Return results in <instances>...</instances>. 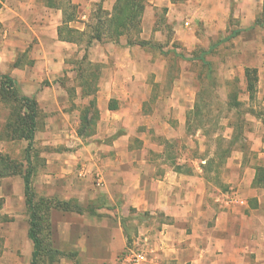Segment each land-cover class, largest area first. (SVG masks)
I'll use <instances>...</instances> for the list:
<instances>
[{
  "label": "rangeland",
  "instance_id": "obj_1",
  "mask_svg": "<svg viewBox=\"0 0 264 264\" xmlns=\"http://www.w3.org/2000/svg\"><path fill=\"white\" fill-rule=\"evenodd\" d=\"M47 2L35 0L36 14L57 18L54 12L49 14L43 9ZM55 2L67 13L74 11L69 26L78 30L93 23L98 8L104 18L112 12V8L103 6V0H85V6L72 0ZM237 3L241 0H225V5L220 2L219 16L210 17L207 0H145L139 29L123 34L117 43L103 35L101 42L88 46L84 42L51 39L48 23L43 28L41 43L21 24H40L39 19L31 18L34 13L19 7L22 19L14 15L11 19L12 13L8 14L6 6L12 4L0 0V76L12 78L17 92L34 97L38 106L31 149V188L42 241L36 264H86L75 245L80 215H84L81 211L92 205L85 204L84 198L82 203L79 201L83 196L81 190L84 191L80 184L87 178L80 174L83 166L75 162L68 186H53L46 182L48 175L53 174L48 171L47 159L57 160L63 152L74 155L86 143L87 138L77 134L80 112L96 97L94 90L109 72L127 87L136 85L133 91L118 92V97L111 99L113 104L125 102V109L136 111L132 122L133 118L143 121V117L150 122H164L165 128L158 123L157 128L170 134L163 140L168 164L174 158L184 159L181 171L189 173L201 158L213 157L216 140L221 137L226 141L232 139L233 144L230 156L219 167L215 183L223 184L230 173L226 164H234L240 157L247 165L264 167V27L245 26L248 20L241 16L246 12L238 10ZM259 11H253L254 15ZM233 31L238 33L229 37ZM40 49L44 56L46 52L53 53L56 67H52L51 60L50 64L44 62ZM104 53L108 57H103ZM200 55L209 62V71L198 59ZM245 67L256 68L258 74L259 82L251 99L245 90ZM5 82L4 77L0 78V83ZM132 96L138 99L141 109L136 108ZM15 106L9 90H0V157L17 169L12 175L0 177V262L30 264L32 243L23 229L28 228L23 193L26 141L13 137L7 128ZM133 130L137 137L132 146L136 147L142 142L140 137L148 136V132L141 124ZM63 195L68 198L63 199ZM62 203L68 205L62 207ZM64 225L67 234L63 233ZM125 226L131 235H137L138 224L127 222Z\"/></svg>",
  "mask_w": 264,
  "mask_h": 264
},
{
  "label": "crops",
  "instance_id": "obj_2",
  "mask_svg": "<svg viewBox=\"0 0 264 264\" xmlns=\"http://www.w3.org/2000/svg\"><path fill=\"white\" fill-rule=\"evenodd\" d=\"M84 1L72 0L81 6L86 5ZM262 1L237 3L238 10L246 12L241 16L248 20L245 26L252 25L258 14L254 15L253 11L261 10ZM9 2L12 5L6 8L8 14L12 13L10 18L14 15L22 19L18 10L22 7L34 13L31 18L41 22L32 25L20 20L24 28L30 29L32 37L42 43L43 28L48 23L51 39L68 43L59 41L57 36L62 17L60 9L43 7L49 14L54 12L57 18L52 19L36 14L35 0ZM113 2L103 0V6L110 10ZM220 2L225 5V0H207L210 17L219 16ZM39 51L44 62L50 64L48 60H51L52 67H56L53 53L46 52L44 56L43 49ZM102 55L108 57L105 53ZM135 86L121 84L109 72L97 88L99 120L95 134L86 139L76 154L63 152L57 155V160L47 159L48 171L53 174L48 175L46 182L53 186H68L75 162L83 166L80 174L87 178L80 184L84 191L81 190L83 196L79 201L82 203L84 198L85 204L92 205L81 211L84 215H80L75 245L86 264H126L120 261V256L133 249L145 253L141 264H264V189L253 185L255 168L261 165H247L241 157H236L234 164H226L230 173L223 184L206 178L200 163H194L189 173L176 171L173 160L171 164L166 161L163 148V140L170 134L157 128V123L163 126V121L150 122L143 117V121L133 118L132 122L136 111L125 109V102L114 104L115 109L108 107L118 92L133 91ZM132 98L136 108L141 109L138 99ZM139 123L147 128L148 136L140 137L142 142L134 147L137 136L133 127ZM175 160L185 163L184 159ZM127 222L138 224L137 235H131L128 228L124 230L122 225ZM65 225L63 233L67 234ZM23 229L27 233V228ZM6 262L3 260L0 264Z\"/></svg>",
  "mask_w": 264,
  "mask_h": 264
},
{
  "label": "trees",
  "instance_id": "obj_3",
  "mask_svg": "<svg viewBox=\"0 0 264 264\" xmlns=\"http://www.w3.org/2000/svg\"><path fill=\"white\" fill-rule=\"evenodd\" d=\"M49 7L60 9L62 11V21L57 27V36L59 41L68 43H79L84 42L86 45H91L93 42H101L103 35L109 36V41L117 43L119 38L129 33L131 29H139V18L144 11L143 3L145 0H116L112 12L108 18H104L101 14V10L98 8L94 21L92 20L85 29L78 30L69 26V23L73 20V12L67 13L63 11L61 5L56 3L55 0H47ZM171 3H180L185 0H169ZM73 9L75 7L73 6ZM66 12V13H65ZM66 15V16H65ZM93 18V17H92ZM251 27H264V0L262 1V8L259 13L255 16V19ZM90 30V31H89ZM238 31H233L229 37L236 35ZM227 37L224 40H227ZM220 41V42H221ZM129 43V41H128ZM131 44V43H129ZM212 47V46H211ZM198 59L204 66L210 70V64L205 60L203 55H200ZM5 78L4 84L0 83V90L2 93H9L16 101L13 118L10 119L8 127L13 137L19 138L26 141V147L24 150V161L26 165L25 172L23 174V193L25 197V205L28 214V228L27 237L32 243L31 261L30 264H36L37 259L40 256L42 241L39 236V216L34 202V195L31 188V176L33 172L31 163V149L37 130V101L34 97L20 95L15 87V81L6 75H1L0 78ZM244 82L245 90L248 94L249 99L253 98L256 92V84L258 82V74L256 68L245 67L244 68ZM89 87V83L85 82ZM97 89L94 90L96 92ZM109 109H115L113 101L110 100ZM258 117L259 114H255ZM99 120V111L96 107V99L92 98L88 102V105L83 108L79 116V128L77 130L78 136L91 137L95 134V127ZM189 122V121H188ZM201 128L200 126H197ZM232 139L226 141L219 137L216 140V150L212 153L211 158H201L200 168L206 175V178L216 180V176L219 171V167L222 166L226 159L230 156L232 151ZM224 145V146H223ZM223 146V147H222ZM176 158L173 159L172 164L176 171L182 170L185 163L180 164L176 162ZM3 157H0V177L12 175L17 172L16 165H12L10 162ZM210 173H215L214 176H209ZM253 185L258 188L264 189V167L257 166L255 168V174L253 179ZM68 203H62V207L67 206ZM78 211V210H76ZM123 223V220H122ZM126 230L125 224L122 225ZM127 241H130L129 235L126 234Z\"/></svg>",
  "mask_w": 264,
  "mask_h": 264
},
{
  "label": "built area",
  "instance_id": "obj_4",
  "mask_svg": "<svg viewBox=\"0 0 264 264\" xmlns=\"http://www.w3.org/2000/svg\"><path fill=\"white\" fill-rule=\"evenodd\" d=\"M123 261L126 264H141L145 261V253L143 251H128L123 255Z\"/></svg>",
  "mask_w": 264,
  "mask_h": 264
}]
</instances>
